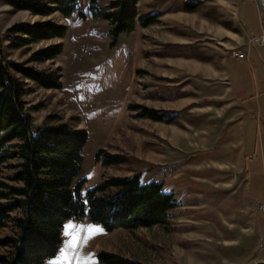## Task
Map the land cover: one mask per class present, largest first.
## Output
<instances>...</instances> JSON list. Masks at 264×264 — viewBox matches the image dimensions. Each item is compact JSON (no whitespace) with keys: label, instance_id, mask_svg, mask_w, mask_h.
Here are the masks:
<instances>
[{"label":"rangeland","instance_id":"obj_1","mask_svg":"<svg viewBox=\"0 0 264 264\" xmlns=\"http://www.w3.org/2000/svg\"><path fill=\"white\" fill-rule=\"evenodd\" d=\"M113 1L80 0L82 18L34 16L0 0V57L38 70L62 68L61 89L28 81L26 113L34 129L62 122L87 129L83 194L106 178L140 174L143 182H162L178 206L149 228L108 232L88 217L68 219L58 253L44 264H104L101 252L138 264H264V106L260 98L243 103L245 115L236 124L227 119L230 104L223 99L225 58L236 59L235 46L259 44L253 38L264 34L261 11L249 3L257 0H138L134 30L116 41L105 18ZM148 16L156 22L141 25ZM46 20L65 24L66 36L19 46V35L8 31ZM244 22L261 34L249 37ZM57 42L64 51L54 61H30L33 52ZM226 69L238 91L239 74ZM146 109L164 118H149ZM100 149L127 161L103 166L96 159ZM18 162L8 160L0 177L12 183L16 169L10 166ZM69 225L75 228L66 235ZM72 235L79 243L68 248ZM0 236L16 237L14 222Z\"/></svg>","mask_w":264,"mask_h":264},{"label":"trees","instance_id":"obj_2","mask_svg":"<svg viewBox=\"0 0 264 264\" xmlns=\"http://www.w3.org/2000/svg\"><path fill=\"white\" fill-rule=\"evenodd\" d=\"M80 0H6L17 11L34 16L60 13L70 17L78 12ZM95 2L96 0H92ZM138 0H114L105 16L110 21V32L116 41L121 34L134 30L138 16ZM187 9H196L188 4ZM94 10V9H93ZM157 16L140 19V24L155 23ZM65 24L39 21L16 24L8 31L19 35L16 45L62 39L67 34ZM64 51V43L57 42L32 53L30 61H54ZM62 68L38 70L0 57V173L8 160L19 162L10 167L16 171L0 177V233L14 222L17 236H0V264H44L55 256L62 244L61 230L68 219L88 217L112 232L119 228L136 229L162 224L170 211L178 206L172 193L164 192L163 183L143 182L140 174L131 177H109L94 187L83 189L88 182L82 176L83 149L88 141L87 129L67 122L46 124L33 128L31 116L26 113L25 95L28 81L40 87L61 89ZM145 116L162 120L164 115L146 109ZM18 142H15L17 141ZM96 159L103 166L126 163L127 158L100 149ZM19 182V185L14 184ZM104 264H138L119 255L101 252Z\"/></svg>","mask_w":264,"mask_h":264},{"label":"crops","instance_id":"obj_3","mask_svg":"<svg viewBox=\"0 0 264 264\" xmlns=\"http://www.w3.org/2000/svg\"><path fill=\"white\" fill-rule=\"evenodd\" d=\"M243 3L249 2L246 0H242ZM251 4L256 3L249 2ZM258 9V6H257ZM259 10V9H258ZM260 12V10H259ZM260 23L264 30V20L262 19V13L260 12ZM246 28L243 27L244 30L247 31L248 36H258L261 33H258L251 27H248V23L244 22ZM239 49H237V48ZM236 50H241L242 52H246L247 58L245 59H235L229 54L224 60V71L227 73V79L229 84V91L224 95V102L230 104L226 111V116L229 121H232L236 124H240L241 116L245 115L243 113V108L241 105L243 103H251L255 101L257 98H260L258 101V105L260 108L264 106V100L261 99V95L264 94V44H254L246 46L242 48L240 46H235ZM249 53V58H248ZM243 64L239 65V63ZM230 66L232 70H234L235 74H239L241 80L239 79L240 85L238 87V91H236L234 87V83L232 80V72L226 69V66ZM247 65V66H246ZM247 77V78H246ZM231 89V90H230ZM244 101V102H243ZM226 104V103H225ZM239 115V121L237 122ZM243 163L246 165V161L243 158Z\"/></svg>","mask_w":264,"mask_h":264},{"label":"built area","instance_id":"obj_4","mask_svg":"<svg viewBox=\"0 0 264 264\" xmlns=\"http://www.w3.org/2000/svg\"><path fill=\"white\" fill-rule=\"evenodd\" d=\"M250 1H255V0H250ZM253 41L257 42L259 44H261V43L263 44L264 43V34L262 36H259V37H256V38L254 37ZM232 54H233V56H235V57H237L239 59L247 58V54L245 52H242L241 50H236L235 48H233Z\"/></svg>","mask_w":264,"mask_h":264},{"label":"snow or ice","instance_id":"obj_5","mask_svg":"<svg viewBox=\"0 0 264 264\" xmlns=\"http://www.w3.org/2000/svg\"><path fill=\"white\" fill-rule=\"evenodd\" d=\"M75 226L69 225V230L65 233L66 235H71L72 231L74 230ZM91 231H99V229H94ZM79 243L78 238L75 235H72V239L69 241V244L67 245L68 248L76 247ZM67 255V252H65V256Z\"/></svg>","mask_w":264,"mask_h":264},{"label":"water","instance_id":"obj_6","mask_svg":"<svg viewBox=\"0 0 264 264\" xmlns=\"http://www.w3.org/2000/svg\"><path fill=\"white\" fill-rule=\"evenodd\" d=\"M258 9L264 14V3L263 0H257Z\"/></svg>","mask_w":264,"mask_h":264},{"label":"bare ground","instance_id":"obj_7","mask_svg":"<svg viewBox=\"0 0 264 264\" xmlns=\"http://www.w3.org/2000/svg\"><path fill=\"white\" fill-rule=\"evenodd\" d=\"M264 2V1H263Z\"/></svg>","mask_w":264,"mask_h":264}]
</instances>
